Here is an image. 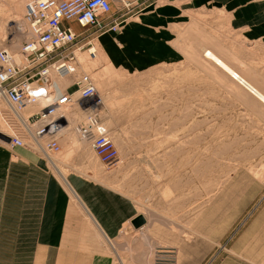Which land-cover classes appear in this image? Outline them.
Returning a JSON list of instances; mask_svg holds the SVG:
<instances>
[{
	"label": "rangeland",
	"instance_id": "rangeland-1",
	"mask_svg": "<svg viewBox=\"0 0 264 264\" xmlns=\"http://www.w3.org/2000/svg\"><path fill=\"white\" fill-rule=\"evenodd\" d=\"M34 6L35 0H0L1 46L11 37L15 21H22ZM142 12L131 16L116 35ZM199 16L197 12L182 34L184 57L177 63L128 72L108 60L97 37V66L84 52L88 47L82 49L78 58L89 60L87 73L96 81L101 103L95 97L81 104L69 81L58 84L60 90L66 88L71 102L65 107L68 125L60 132L61 153L45 156L48 165L54 169L53 161L55 172L68 179L65 164L81 153L86 168L122 179L119 187L139 203L138 216L146 221L140 229L131 221L115 237L105 233L112 248L97 230L99 245L112 255L113 264H154L159 247L175 249L176 264H220L230 248L243 249L247 256L242 258L264 264V108L240 87L228 84L210 62L196 61L199 46L220 45L232 56L237 72L264 88V39H245L230 30L225 16L214 21ZM10 43L14 50L21 40L15 35ZM94 104L102 128L118 148V158L110 163H102L79 138L86 106ZM0 130H13L1 114ZM61 181L73 204L91 219L71 182L73 191ZM88 259L82 257L81 264ZM45 260L47 264L48 257ZM54 263L69 260L59 255L49 264Z\"/></svg>",
	"mask_w": 264,
	"mask_h": 264
},
{
	"label": "crops",
	"instance_id": "crops-1",
	"mask_svg": "<svg viewBox=\"0 0 264 264\" xmlns=\"http://www.w3.org/2000/svg\"><path fill=\"white\" fill-rule=\"evenodd\" d=\"M148 1L155 4L120 34L106 32L96 39L108 60L119 69L145 71L180 62L186 43L182 34L197 12L201 21L225 16L230 30L249 41L264 39V0ZM211 14L218 16L211 19ZM74 26L79 28L76 23ZM208 45L231 62L232 56L224 47ZM202 46L197 51L198 63L207 62L202 57L206 46ZM231 65L236 68L232 62ZM72 159L73 163L65 164L68 180L85 201V213L89 211L91 219L73 204L45 156L0 141V264H45L46 257L49 264L59 255L67 257L69 264H81L85 256L89 257L88 264H113L112 255L99 245L97 230L113 237L119 235L125 225L140 215V205L121 190L120 177L86 168L87 159L81 153ZM223 256L220 264H254L242 258L247 256L243 249H226Z\"/></svg>",
	"mask_w": 264,
	"mask_h": 264
},
{
	"label": "built area",
	"instance_id": "built-area-1",
	"mask_svg": "<svg viewBox=\"0 0 264 264\" xmlns=\"http://www.w3.org/2000/svg\"><path fill=\"white\" fill-rule=\"evenodd\" d=\"M153 4L148 0H35L22 21H15L7 45H0V104L5 105L0 114L13 127L10 134L0 133L10 138L8 144L41 156L58 153L60 132L67 120L65 107L71 97L55 87L51 76L73 72L78 50L92 48L93 40L103 33L119 32L131 16ZM74 23L83 29L77 30ZM18 34L21 43L13 50L10 39ZM76 86L81 104L99 96L87 73L77 77ZM96 102L101 103V98ZM35 105L41 106L25 115L27 108ZM86 111L82 135H93L96 155L108 163L118 156V148L110 132L101 126L97 105L86 106ZM154 264H176L175 249H156Z\"/></svg>",
	"mask_w": 264,
	"mask_h": 264
},
{
	"label": "bare ground",
	"instance_id": "bare-ground-1",
	"mask_svg": "<svg viewBox=\"0 0 264 264\" xmlns=\"http://www.w3.org/2000/svg\"><path fill=\"white\" fill-rule=\"evenodd\" d=\"M20 40H21V36L18 34ZM98 38V37H97ZM16 43V42H14ZM7 45V43H6ZM11 45V43H10ZM14 45L13 44L11 46V49L14 48ZM16 47V46H15ZM19 47V46H18ZM17 47V48H18ZM16 50V49H14ZM203 58L205 60H207L208 62H210L212 65L215 66V68L217 70H219L221 73L224 74V76H226L227 78L230 79L231 83L230 85H233L234 87H240L241 89H243L245 92L248 93V95L250 97H253L257 102H259L262 107L264 108V92L262 90H260L253 82H251L249 79L247 78H244V76L237 72V70L231 65V62L229 60H227V58H225V56H223L222 54H220L218 51L216 50H213L212 48H209V49H204L203 48ZM82 50H78L77 51V57L78 55L81 53ZM84 52H88V57L91 56V60H92V63L93 65L95 66L96 63H97V58L95 57V55L97 54V48H95V46H93L92 48H88L87 51H84ZM208 52V55H206V53ZM18 59L20 60V56L18 57ZM87 61L89 60H85L84 58H78V61L76 64H72V68H73V72H70L66 75H57V74H53L51 76V79L52 81L55 83V87H57L58 89H60V87L58 86L59 83H66L69 81V83H71V86H73L76 90V93L78 95H80V92L78 90V87L76 86V79L77 77L81 74V73H87L88 71V64H87ZM91 63V64H92ZM97 66V65H96ZM79 69L80 72L76 74V69ZM88 74V73H87ZM91 76V74H89ZM92 77V76H91ZM93 78V77H92ZM95 84H96V81L95 79L93 78ZM225 83V82H224ZM97 86V85H96ZM232 88V87H231ZM62 91V90H61ZM62 93L67 94L66 93V88H64V90L62 91ZM78 99H79V96H78ZM41 105H35V106H31V107H28L27 110L25 111V115H27L28 113L30 112H35L37 111L39 108H40ZM67 119V117H66ZM68 125V120H66L65 122V125L63 128H65L66 126ZM70 128V127H69ZM78 129V128H77ZM71 130V129H70ZM62 131V130H61ZM78 137V136H77ZM79 138H80V141L85 143V142H88V144L91 145L92 149L94 150V147H93V135H90L88 137H85L82 135V131H80V134H79ZM1 140L4 141V143L8 144L9 141H7L6 139H3L0 137ZM15 148V147H14ZM24 148V147H23ZM95 152V150H94ZM58 153H61V150L58 152ZM58 153H55V154H51L50 156H46L47 158L48 157H54L56 155H58ZM96 154V153H95ZM97 156V155H96ZM98 157V156H97ZM118 156L116 158H114L113 160L117 159ZM113 160L109 161L108 163L112 162ZM51 161V160H50ZM51 164L53 165L54 169H56V164L52 161ZM200 167V166H199ZM57 173H59V176L61 177V179L66 183L67 186H69L70 188L72 186H70L71 184L69 183V180L65 177V175L63 174V172H59V170H56ZM203 174V173H202ZM178 184V183H177ZM71 191H73V189L71 188ZM73 194V193H72ZM75 198V197H74ZM78 200V199H77ZM146 224V221L144 222V224L140 227H135L134 224H133V220H132V226L135 228V229H140L141 227H143L144 225ZM99 226V225H98ZM99 232L100 229L98 230ZM103 234V239H105L106 243H108L109 245H111V248L113 247L114 244H112L111 240L108 238V236L106 234H104V232L102 233ZM99 236V235H98ZM97 237V236H96ZM99 237V238H101ZM113 250V249H112ZM151 251V250H150ZM155 255V254H154ZM120 264V263H119Z\"/></svg>",
	"mask_w": 264,
	"mask_h": 264
},
{
	"label": "water",
	"instance_id": "water-1",
	"mask_svg": "<svg viewBox=\"0 0 264 264\" xmlns=\"http://www.w3.org/2000/svg\"><path fill=\"white\" fill-rule=\"evenodd\" d=\"M0 137L3 138V139H6L7 141L10 140V138L8 136H5L3 134L0 133ZM145 222V219L143 216H138L136 218L133 219V224L135 227H140L144 224Z\"/></svg>",
	"mask_w": 264,
	"mask_h": 264
}]
</instances>
